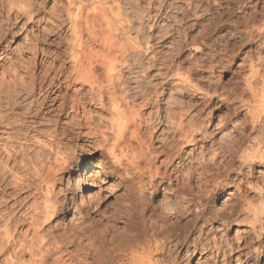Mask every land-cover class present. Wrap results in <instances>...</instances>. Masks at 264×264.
Returning <instances> with one entry per match:
<instances>
[{"label":"bare ground","instance_id":"obj_1","mask_svg":"<svg viewBox=\"0 0 264 264\" xmlns=\"http://www.w3.org/2000/svg\"><path fill=\"white\" fill-rule=\"evenodd\" d=\"M55 1H61L50 12L57 20L52 27L55 33L50 34V28L37 35L24 26L46 20L44 0H0V264H183V258L197 254L207 258L196 264H259L264 253L260 246L264 195H259L260 207L247 202L245 191L257 185L251 184L242 168L264 160V142L249 144L247 125L237 137L218 139L229 117L213 115L225 104L215 106V93L199 90L203 103L187 104L172 97L167 106H159L170 88L169 78L181 77L173 71L164 74L167 79L159 82V88L152 82L161 75L157 70L153 73L155 66L161 67L166 59L152 51L151 41L171 30L182 33L177 28L163 32L169 23L161 22L171 16L164 15L168 0H95L91 13L85 0ZM193 10L187 5L181 17L194 14ZM147 29L150 35L144 38ZM65 30L72 33L69 41ZM261 33L260 29L255 34ZM22 34L23 46L13 52L9 38L16 40ZM187 39H178L180 45ZM55 46L60 50L52 51ZM142 49L148 51V66L140 70L142 77L134 74L132 79L135 67L141 65L137 51ZM253 69L245 82L255 100L257 86L252 85L258 72ZM214 87L216 92L220 85ZM96 106L106 115L91 112ZM153 106H158L155 112H142ZM230 109L234 115L240 113L238 106ZM256 112L250 113L251 129L264 120ZM74 140L88 143L93 153L105 157L101 164L97 162L99 171L89 184L98 186L101 179L121 173L119 184L128 196L115 215L124 220V227L95 235L91 261L67 250L70 242L81 246L73 236L81 228L71 226L55 234L60 225L55 222L69 206L61 193L79 189L78 180L70 186L62 183L67 173L79 170L74 150L70 149L73 155L68 150ZM88 167H94L92 162ZM231 186L235 188L228 193L229 201L214 208L212 204ZM160 193L163 198L155 205L153 198ZM234 225L247 227L230 237Z\"/></svg>","mask_w":264,"mask_h":264},{"label":"rangeland","instance_id":"obj_2","mask_svg":"<svg viewBox=\"0 0 264 264\" xmlns=\"http://www.w3.org/2000/svg\"><path fill=\"white\" fill-rule=\"evenodd\" d=\"M39 1L42 3L43 0H38V2ZM85 1H86L85 3L87 5V8L90 7L89 12L90 13L95 12L93 9H91L92 4L95 0H91V2H90V0H85ZM60 2L61 1L57 2L55 0H44V2L42 4H43V8H44V13H45V14L43 13L44 18H46V20H44L45 22L43 21L40 24H36L34 26L27 25V27H25L26 26L25 25L24 26L25 30L26 31L27 30L28 31L33 30V32L35 34L39 35L44 30H46L45 32L47 33L48 30L52 29V32L50 34H54L55 32H53L52 27L55 24H57V20H55V18L51 14L52 13L51 10H53L54 9L53 7H55L56 5L58 6L60 4ZM100 5L103 6V4H101V3H100ZM104 5L106 6L105 3H104ZM182 5H183V7H182ZM187 5H188V7L191 8V10L194 9L192 11L194 14H192V15L190 14V16L183 19L181 17L182 11H183V9L187 8ZM164 6L166 9V10L164 9V15L168 14V16H170V15L171 16L167 17L166 20H162V22L160 21L162 25L163 24L166 25L169 23V25H167V26H169L168 28H166L167 26L163 25V26H165V28L163 29L164 31L163 30L162 31L165 32L166 31L165 29H167V31H168L169 29L171 30L173 28H177L179 30H182V33L181 34L180 33H173L174 31L171 30L172 32L170 31V34L171 33H173V34L170 35L169 33H167V36L164 35L163 37H159L158 40L155 39V41L154 40L151 41L152 44L151 43L150 44L152 45V48H151L152 51L153 52H160L161 56H163L162 59L164 58L163 61L166 59V61L163 62V65H161V67H159L160 63H158L155 66L156 69L153 73H157V71H158L161 73V75H160L161 77L156 76L155 80H153L152 82L154 83V85H156V87L158 86L157 88H159L160 83H163L165 81L164 78H166L165 77L166 75H164V74H170L171 75L173 73V71H179L181 73V77L169 78V87L170 88L166 90L167 93L163 96V98H162L163 100H161L162 104L159 106H161V107L167 106L168 105L167 103L171 100H174V99L180 100L183 102H187V104H194V103H198L200 101L203 103L205 100L203 97V94L199 93L198 91L199 90H202V91L206 90L211 95L216 94V98H215V101L217 100V104L215 105L216 107H217V105L222 106L225 103L222 108H219L214 112L213 115L215 116V118L220 119V117H223L224 115H225L224 117H226V116L229 117V118H227V125L225 126L224 130L217 135L218 139H220V137H221L220 140L223 141V139H228L232 136L235 137L236 135L238 136V134L241 133L242 130L244 129L243 127H245L247 125L246 133H250L249 135H250V139H251V141H249L248 143L252 144V142H254L256 140H260L263 143L264 142V120H263V123L261 124V126L259 125L256 129H251L252 123H250L249 120L251 119L250 113L253 111H254V113H255V111H257L256 112L257 114L260 112V114L263 116V119H264V107L262 108V105L264 106V31H263L264 30L263 29L264 28L263 27L264 26V22H263V20H264V0H192V1L191 0H168ZM45 9H47V10H45ZM261 9H262V14H261ZM259 14L262 16L260 17ZM159 19H158V21H159ZM53 20H55V21H53ZM152 20L153 21H151V23L154 22V19H152ZM22 21L26 22L24 19ZM158 21H157V24H158ZM54 22H55V24H54ZM191 24H196V26L188 29L187 27ZM256 26H257V28L255 29ZM259 26H262V28H260ZM66 27H68V26H66ZM180 28H182V29H180ZM251 29H253V30L251 31ZM260 29L263 33H261L257 37V35L255 33H256V31H260ZM253 31H254V34H252ZM64 32H63V35L65 34V40L69 41L70 38L72 37V33H70L71 31L65 30ZM145 32L150 33V31H148V29H147V31L143 32L144 35H146L144 38H146L147 35L148 36L150 35L149 33L147 34ZM249 33H250V35H249ZM24 34L20 35L19 36L20 38L16 39V40L9 38L11 50L13 51V49H14L13 52H18L17 51L18 48L20 46H23L22 40L24 39ZM158 35H159V33H158ZM179 35H180V37L178 38ZM54 36L52 37V39L54 38ZM252 36L254 37V39ZM176 37L179 40L187 39V38L189 40L187 39V41H185L186 44L181 43V45H180L179 40ZM143 41H144V39H143ZM47 42H49V41L47 40ZM40 46H41V48H46L44 45H40ZM56 47L57 46L51 47V50L52 51H59L60 49H58ZM95 48H97V47H95ZM46 49H48V48H46ZM142 51L145 53H143ZM137 52L140 55V60H141L140 67L141 68L139 67L140 68L139 69L138 67H135L136 72H133L132 79H133L134 74L137 77L139 75H140L139 77H142V75H141L142 74V72H141L142 68L144 67L143 69H145L146 66H148V56L149 55H146L148 51L142 49V50L137 51ZM140 52H142V53H140ZM16 54H18V53H15L14 55L16 56ZM12 55L13 54H10V56H12ZM12 58H14V57L12 56ZM257 58L261 59V60H258ZM67 59L68 58H66V57L64 58L65 63H68ZM46 60H47V62H50L51 57L50 58L47 57ZM131 61L132 60H130V62ZM5 62L7 64V61H5ZM165 62H166V65H165ZM170 63H171V65H169ZM253 68H255V70H257V72H258L256 82L254 83V85H252V87H254V88L257 86L256 89L253 90L254 93L256 92V94H258V95H256L255 100L252 97L251 90L249 89L248 86H246L247 85L246 80L250 76L248 73H250L252 70H254ZM168 70H171V71H168ZM182 77H183V79H182ZM177 78H181L182 80L177 79ZM184 79L187 80L188 82H185ZM252 84H253V82H252ZM210 85L212 86V87H210L211 89L209 88ZM217 85H220V88L217 89V91H216L217 93H216L215 91H212V90H213V88H215L214 86H217ZM242 89H243V91H242ZM197 97H199L200 99ZM225 98L227 99L226 102L229 105L226 104L225 100H223ZM138 101L139 100H136L134 104L138 103ZM255 101L257 104L255 103ZM235 106H238L240 109V113L237 115H234L233 113H231L232 111L230 109L231 107H235ZM99 107L96 106V108L91 109V112L95 113L97 116L100 114V112H101V115H106L105 111H103ZM157 107L158 106L149 107V108L143 109L142 112L145 114H147L149 112L153 113V111L155 112ZM261 108L263 109V111ZM243 125H245V126H243ZM158 127L159 126H157L156 128L158 129ZM159 130H160V128H159ZM159 132L160 131H158L157 134H159ZM256 138H258V139H256ZM70 146L71 147L68 149L69 153H71V155H73V153H75V155H73V156H74L75 160L80 161V166H79L78 172L67 173L64 176L62 183H63V186H64V184L66 186H70L71 182L78 180L79 189L77 188L76 191H74V194L70 193L67 195V192H66V194H65V192L61 193V199L65 202H67V204L69 203V206H68V209L66 211L65 216L63 218L57 219V221L55 222V223L59 222L60 225L58 227V230L55 231L56 233L55 232L54 233L59 234V232H62V229H66L69 227L71 228V226L76 227V228H81L79 230H81L82 233L79 231V233L75 232L73 234V236L77 237L76 239H77V241L79 240V242L81 243V246H79L77 244L73 245L74 243L72 244V242H70V243L66 242L67 243L66 244L67 250H69V251L71 250V252L75 251L74 253L73 252L72 253L78 254L80 257H87V259L88 260L90 259V261H91L94 258L91 254V251L93 250L94 246L97 245L96 238L99 235V233L102 232L101 230H105L107 228H108L107 230H109V229H112V227H113V229L115 227H117V228H115L116 230H118V229L121 230V228L124 227L123 226L124 220L122 218H116L115 215L118 212L116 210L121 209L122 202L124 200H126L128 196H126L127 191L125 190V187L122 186L123 184L122 185L119 184L121 173H119V174L118 173H112L110 175V177L101 179L98 186L89 184L90 183L89 178L92 177V175L95 174V172L99 171L97 164L98 163L101 164L102 161L105 159V157L100 155L99 153H93L94 152L93 149L90 148V146H88V143L83 142V141H75L74 140L73 142L70 143ZM70 149H72V151L74 150L73 153ZM84 149H86L87 151L86 150L84 151ZM75 150H77V151H75ZM90 150H92V151H90ZM187 150H190V147H188ZM89 162H92L94 167H92V168L88 167ZM238 163L239 162H235V166H237V165L239 166ZM245 166L246 165H244V167ZM244 167L242 168V171L246 174L247 179L251 182V184L257 185V186H253L252 188L248 187L249 190L246 188L249 191V192L247 190L245 191L246 200H247V202L251 203L252 206L260 207L261 202L259 199V195H261V194L264 195V188L262 189V187H264V160L255 161V164H252V166H250V167L246 166L245 169H244ZM247 168H249V169H247ZM234 170L236 172L238 171L235 167H234ZM85 171L88 172L87 175L84 174ZM250 171L252 172V174ZM234 175H236V173L232 174V176H234ZM234 188H235V186L234 187L231 186L230 188H228V190L226 191V194H222L220 196L221 200L218 202H215L214 204H212V206L216 209L222 208V206H223L222 204L225 201H227V202L229 201L228 198H230V196L228 195V193L231 195L230 192H233ZM98 190H100V191H98ZM260 190L262 193L260 192ZM104 193L106 196L104 195ZM90 195H91V197H90ZM257 195H258V197H257ZM162 196L160 193V195L155 196L153 198V202L155 205L158 204L162 200L161 199V198H163ZM251 197H252V199H251ZM88 198L90 200H88ZM123 198H124V200H123ZM226 198H227V200H225ZM248 198H249V200H248ZM70 199L74 200L75 204L71 205ZM256 202H258V203H256ZM86 204L88 205L87 207H86ZM256 204L258 206H256ZM90 208H92V209H90ZM107 216H110V217L112 216V218L114 216V218L112 219V218L107 217ZM118 220L121 222L118 223L117 222ZM246 227H247V225H241V226L240 225H234V226H232L229 229V236L233 237L236 232H241ZM25 229H26V226L20 228L21 231H18V232H21V233H19V235L23 234ZM69 229H66V230L68 231ZM95 235H97V236L95 237ZM35 243L36 242H34V244ZM260 246H264V240ZM77 248H78V251H77ZM86 249L87 250L91 249V250L87 251ZM84 252H86V253H84ZM205 256L206 255L201 256V254H197L194 256L185 257V258H183L182 263L183 264H196V263H199L200 260L203 261V259H204V261H205V258H207ZM91 257H92V259H91ZM260 260L261 261L259 262V264H264V253H263L262 258H260Z\"/></svg>","mask_w":264,"mask_h":264}]
</instances>
